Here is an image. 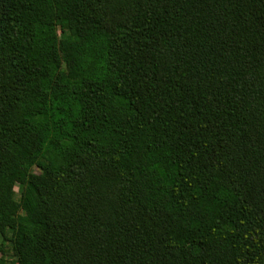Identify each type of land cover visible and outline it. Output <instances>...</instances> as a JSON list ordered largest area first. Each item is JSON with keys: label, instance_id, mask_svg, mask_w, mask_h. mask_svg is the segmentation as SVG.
I'll list each match as a JSON object with an SVG mask.
<instances>
[{"label": "trees", "instance_id": "obj_1", "mask_svg": "<svg viewBox=\"0 0 264 264\" xmlns=\"http://www.w3.org/2000/svg\"><path fill=\"white\" fill-rule=\"evenodd\" d=\"M0 264H264V0H0Z\"/></svg>", "mask_w": 264, "mask_h": 264}, {"label": "rangeland", "instance_id": "obj_2", "mask_svg": "<svg viewBox=\"0 0 264 264\" xmlns=\"http://www.w3.org/2000/svg\"><path fill=\"white\" fill-rule=\"evenodd\" d=\"M11 259H12V258L9 257V260H11ZM12 262H13V261H12ZM12 262H11V263H12Z\"/></svg>", "mask_w": 264, "mask_h": 264}]
</instances>
